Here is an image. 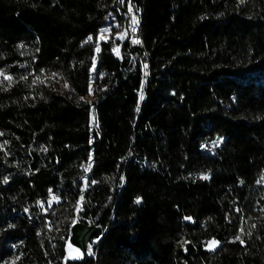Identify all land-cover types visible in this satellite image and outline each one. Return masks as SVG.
<instances>
[{
    "label": "trees",
    "instance_id": "16d2710c",
    "mask_svg": "<svg viewBox=\"0 0 264 264\" xmlns=\"http://www.w3.org/2000/svg\"><path fill=\"white\" fill-rule=\"evenodd\" d=\"M133 1L0 0V264H264V0Z\"/></svg>",
    "mask_w": 264,
    "mask_h": 264
},
{
    "label": "rangeland",
    "instance_id": "374dc122",
    "mask_svg": "<svg viewBox=\"0 0 264 264\" xmlns=\"http://www.w3.org/2000/svg\"><path fill=\"white\" fill-rule=\"evenodd\" d=\"M132 2L134 4H136L133 0H127V4L128 5H132ZM128 10V9H127ZM128 11L126 13V17L124 18V22H123V25H122V29H121V37L123 39H126L128 40V43L130 44V46L132 47H136V48H141L142 46H136V45H131L130 41H129V38L131 36H129V32H130V28H129V20L131 21V18H129V15H128ZM138 17H140L139 19V22H140V27H141V17H142V10H141V15L139 13H137ZM140 15V16H139ZM106 34H104L103 37L106 38ZM218 246V244L216 243L215 245H212L210 244L209 245V248L210 249H214ZM84 254H83V251L76 245H74L71 241L68 242L67 246H66V260H78V259H81L83 258Z\"/></svg>",
    "mask_w": 264,
    "mask_h": 264
},
{
    "label": "water",
    "instance_id": "95a60500",
    "mask_svg": "<svg viewBox=\"0 0 264 264\" xmlns=\"http://www.w3.org/2000/svg\"><path fill=\"white\" fill-rule=\"evenodd\" d=\"M98 227L96 225L86 226L82 223H76L72 227L70 241L78 246L85 255L90 239L96 234Z\"/></svg>",
    "mask_w": 264,
    "mask_h": 264
},
{
    "label": "built area",
    "instance_id": "2783aa9c",
    "mask_svg": "<svg viewBox=\"0 0 264 264\" xmlns=\"http://www.w3.org/2000/svg\"><path fill=\"white\" fill-rule=\"evenodd\" d=\"M131 7V11H129V8ZM128 14L129 15V18H131V21L129 20V28H130V32H129V41L131 43V45H136V46H141V43H143V38H142V35L141 33H139V30H138V24L136 25H133L132 24V18L133 16H135V18L137 19V21H139L140 17H138L137 13H139L141 15V9L138 7L137 4H134L132 2V5H128ZM139 15V16H140ZM138 41V42H137Z\"/></svg>",
    "mask_w": 264,
    "mask_h": 264
},
{
    "label": "snow or ice",
    "instance_id": "6c2138e0",
    "mask_svg": "<svg viewBox=\"0 0 264 264\" xmlns=\"http://www.w3.org/2000/svg\"><path fill=\"white\" fill-rule=\"evenodd\" d=\"M121 2H122V0H121ZM129 11H131V7L129 8ZM132 24L133 25H136V24H138V21H137V19L135 18V16H133V18H132ZM138 42V41H137ZM204 179H207V177H203ZM217 242L216 241H211L210 242V244H212V245H215Z\"/></svg>",
    "mask_w": 264,
    "mask_h": 264
},
{
    "label": "bare ground",
    "instance_id": "6f19581e",
    "mask_svg": "<svg viewBox=\"0 0 264 264\" xmlns=\"http://www.w3.org/2000/svg\"><path fill=\"white\" fill-rule=\"evenodd\" d=\"M138 30H139V21H138Z\"/></svg>",
    "mask_w": 264,
    "mask_h": 264
}]
</instances>
